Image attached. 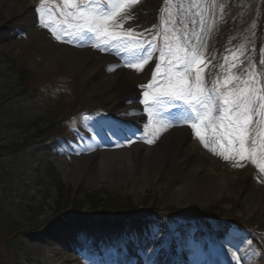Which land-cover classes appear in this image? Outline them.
<instances>
[{"label":"rangeland","instance_id":"rangeland-1","mask_svg":"<svg viewBox=\"0 0 264 264\" xmlns=\"http://www.w3.org/2000/svg\"><path fill=\"white\" fill-rule=\"evenodd\" d=\"M25 1L30 4L29 12L22 16L7 19L4 9L0 10V141L11 142L20 138L22 131L16 127L19 122L29 124L35 119H41L45 122L52 121L56 126V123L63 119H73L71 124L74 127H67L66 131L70 135L67 142H63L58 149L46 147L47 145L41 142L0 155V213L9 215L19 228L12 242L0 245V264H27L25 258L33 254L31 246L34 243L39 245L37 248L45 251V256H38V260L43 262L45 257L48 262L54 260L52 264H59L61 257H73V260H66L65 264H114L113 261L118 262L121 257H128V264H151V259L165 264H203L208 263L209 258L215 260L209 252L215 247V243L222 245L220 239L224 240V236L241 249L242 255L246 254L244 264H264V203L250 210L243 199L225 187L216 191L210 199L202 201H195V196L162 201L161 195L167 189L158 188L152 183L145 187L143 193L136 195L130 191L131 181L115 187H90L86 176L82 174L64 176L68 167L75 166L80 149L89 153L97 136L89 129L93 118L97 117L102 121L104 116L118 113V110L109 107L112 100L102 98V92L94 93L88 90L94 77L101 78L110 71L107 66H101L97 69L100 72L94 77L92 72L90 78L92 58L115 56L125 75L136 79L139 100L142 98L141 93L147 90L140 85H147L152 80L155 58L159 53H154L153 60L142 71L137 72L124 66L123 54L117 56L114 51L101 52L91 46V43L77 46L57 41L49 29L39 24L38 14L35 12L39 0ZM162 6L175 10L179 7V0L168 5H163V0H141L131 6L126 5L127 11L120 14V19L117 20V24L122 25L119 30L131 29L135 33H145V30L153 29V26L159 23L158 13L160 19L168 18L167 11L160 13ZM45 7H50L55 18H59V10L63 9L64 5L62 0H52ZM204 8L205 24L203 31L199 32L200 50L206 56L208 67L207 71V67L201 66L204 79L208 74L213 85L218 76L222 77L225 74V68L222 67L226 66L225 57H229L228 63H232L230 58L233 52L244 53L239 57L236 62L238 67L233 71L246 78L244 69L250 66L247 49L251 46L256 26L257 0H215L214 5L213 0H208ZM196 19V28L199 29V17ZM189 27H192L191 23ZM19 31L23 32L21 36L17 35ZM155 31L162 29L158 27L152 34L146 35V38L152 39ZM22 65L29 70L28 77L32 78L30 84L33 85L25 91H18V68ZM263 71L260 70V74H264ZM40 76L43 77L39 78ZM261 78L264 82V75H261ZM88 115L92 117L91 120L82 119ZM116 128H119L118 124ZM258 131L264 132V126ZM135 134L133 133L132 138H112L113 142L107 135L109 139L103 141L101 147L119 151L137 143L152 146L155 142L149 144L146 140L157 139L153 130ZM89 137V140H85ZM126 137L133 142H126ZM192 137L190 150H205L206 153L203 152L207 163L212 167L207 168V171L214 170L216 173L246 179L247 185L264 191V173L258 168H253L254 164H251L250 160L238 162L236 159H230L229 163H226L225 159L219 155L217 158L216 154L206 148L193 132ZM237 163L242 166H235ZM177 164L178 161L175 162V165ZM48 165L53 168L52 172L58 175L57 179L66 185L74 189L79 187L80 190L119 194L123 199L131 200L136 209L125 219L123 217L127 213L116 209L100 211L99 213L103 214L101 216L82 214L77 217L76 222L64 225L54 216L56 185L47 173ZM168 178V175L164 174L159 182L165 184ZM180 183L176 181L175 185ZM82 212L89 210L82 209ZM193 212H199L201 215L195 216ZM136 216L144 219H133ZM160 234L163 236L162 242H159L163 251L157 248L153 253L152 242ZM208 239L213 240V244L205 245ZM190 240L194 242L191 247L188 243ZM49 241L52 244H49ZM73 244L80 245L75 253L71 252L69 247ZM230 245L223 244L224 264H230V259L225 256V252L232 248ZM54 248L61 250L58 258L50 252ZM110 257L114 260L111 261Z\"/></svg>","mask_w":264,"mask_h":264},{"label":"snow or ice","instance_id":"snow-or-ice-1","mask_svg":"<svg viewBox=\"0 0 264 264\" xmlns=\"http://www.w3.org/2000/svg\"><path fill=\"white\" fill-rule=\"evenodd\" d=\"M51 2L39 0L35 12L40 26L49 29L57 41L77 46L91 43L101 52L114 51L117 56L123 54L124 66L137 72L153 60L154 53H159L155 58L152 80L147 85H140L147 90L138 100L144 114L154 123L153 133L157 139L172 121H181L189 124L194 135L214 154L225 160H250L264 173V132L258 131L264 126V82L256 71L255 61L244 69V78L233 71L244 53L233 52L232 63H228L229 57H225L226 66L222 65L225 68L223 79L214 81L211 87L205 83L201 66L207 67V64L200 50L199 32L204 28V5L208 0H179V7L175 10L162 6L160 13L167 11L168 18L160 19L158 13V25L145 30V33L119 30L122 25L117 24L120 14L127 11L125 6L141 0H62L64 8L59 10V18H55L50 7H45ZM174 3L176 0H163V5ZM196 17H199V29L196 28ZM158 27L162 31H155L152 39H147L146 35ZM260 64H264V49H261ZM108 70H115V66H109ZM165 109H176L166 113L168 120L163 118ZM136 114V109L122 113L124 116ZM82 119L87 121L92 117L88 115ZM209 133L216 137L215 143H209ZM126 142L133 141L126 137ZM146 142L152 144L155 140L147 139ZM235 166L242 165L237 163ZM162 240L160 234L159 241ZM228 242L227 239L223 241ZM152 243L153 253L157 248L163 251L157 240ZM225 256L230 259V264H244L246 261V254L242 255L238 246L228 249Z\"/></svg>","mask_w":264,"mask_h":264},{"label":"bare ground","instance_id":"bare-ground-1","mask_svg":"<svg viewBox=\"0 0 264 264\" xmlns=\"http://www.w3.org/2000/svg\"><path fill=\"white\" fill-rule=\"evenodd\" d=\"M28 5H30L29 2L25 0H0V10L4 9L7 19L28 13ZM111 62L113 60L107 57L92 58L90 75L102 65L109 63L106 67L108 69L109 66H114ZM134 83V78L125 75L122 70L115 66V70L110 73L107 72L103 77H94L88 90L94 93L102 92L104 100H112L110 107H115L120 111L118 117L122 116L121 118L136 126L141 122L139 114L134 116L122 115V113L136 109ZM128 101H132V103ZM165 133L163 137L159 135V140L151 147L136 144L119 151H96L93 148L87 155L79 153L75 160V166L68 167L64 176L71 177L76 173L82 174L86 176L90 187L101 185L115 187L131 181L130 191L136 195L143 193L145 187L152 183L158 188L167 189L161 195L162 201L177 200L182 196L189 198L195 196V201H202L206 198L210 199L216 191L225 187L243 199L250 210L264 203V191L255 186L247 185L246 179L216 173L214 170L207 171V168L212 169V167L207 163L206 155L202 151L190 150L192 147L187 139L186 129H173L169 132L165 131ZM176 161H178L177 165H175ZM164 174L169 177L165 184L159 182ZM176 181L181 183L175 185ZM156 240L158 243L160 242L159 237ZM49 244L52 242L49 241ZM211 244H213V240L210 239L205 243V245ZM38 246L37 243L31 246L33 254L27 255L25 258L27 264H52L54 260L48 262L45 257L43 262L38 260V256H45V251L37 248ZM69 247L71 248L70 251L75 253L79 250L80 245L73 244ZM50 252L58 258L61 250L54 248ZM211 252L216 259L212 264H224L225 258L222 256L224 250L218 243H215V247L211 248ZM60 260L59 264H65L66 260H73V257H61Z\"/></svg>","mask_w":264,"mask_h":264},{"label":"trees","instance_id":"trees-1","mask_svg":"<svg viewBox=\"0 0 264 264\" xmlns=\"http://www.w3.org/2000/svg\"><path fill=\"white\" fill-rule=\"evenodd\" d=\"M28 71L24 66L18 68V82L16 85L18 91H25L32 87L33 84H30L32 78H29L30 76L28 77ZM42 77L40 76L39 78ZM16 127L22 131L20 138L11 142L0 141V155L22 150L25 146L34 143L43 142L47 145L46 147H55L60 143V138L57 135L63 133L66 124L61 120V122L56 123V126H54L52 121L45 122L41 119H35L29 124L19 122ZM46 170L48 175L55 181L54 216L61 223L73 220V216L78 215L82 209L89 210L90 214L115 209L131 212L136 209L131 200L123 199L119 194L113 195L108 191L99 190H80L79 187L74 189L61 180H58V175L56 176L52 172L53 168L50 165L47 166ZM75 197L78 199L76 200ZM18 229V226L9 215L0 213V245H6L12 242Z\"/></svg>","mask_w":264,"mask_h":264}]
</instances>
